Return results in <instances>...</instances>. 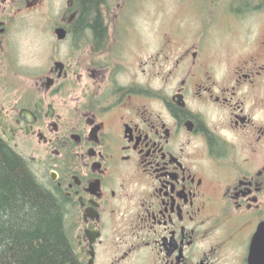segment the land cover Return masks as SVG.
<instances>
[{
  "label": "flooded vegetation",
  "instance_id": "1",
  "mask_svg": "<svg viewBox=\"0 0 264 264\" xmlns=\"http://www.w3.org/2000/svg\"><path fill=\"white\" fill-rule=\"evenodd\" d=\"M0 137L82 264H264V0H0Z\"/></svg>",
  "mask_w": 264,
  "mask_h": 264
},
{
  "label": "trees",
  "instance_id": "2",
  "mask_svg": "<svg viewBox=\"0 0 264 264\" xmlns=\"http://www.w3.org/2000/svg\"><path fill=\"white\" fill-rule=\"evenodd\" d=\"M0 264H82L61 201L1 137Z\"/></svg>",
  "mask_w": 264,
  "mask_h": 264
},
{
  "label": "rangeland",
  "instance_id": "3",
  "mask_svg": "<svg viewBox=\"0 0 264 264\" xmlns=\"http://www.w3.org/2000/svg\"><path fill=\"white\" fill-rule=\"evenodd\" d=\"M151 6V4L148 5V7ZM146 17L149 16L147 15ZM19 29V35L16 38L17 41L15 40L16 46L14 48L18 55L19 62L22 65L28 64L34 69H40L42 65L49 62L50 58L55 54V48H52L51 52L50 47L51 38L54 32L50 28V25L44 24V22L39 20H35L32 25H21ZM148 42L153 49L154 42Z\"/></svg>",
  "mask_w": 264,
  "mask_h": 264
},
{
  "label": "water",
  "instance_id": "4",
  "mask_svg": "<svg viewBox=\"0 0 264 264\" xmlns=\"http://www.w3.org/2000/svg\"><path fill=\"white\" fill-rule=\"evenodd\" d=\"M56 33H57V36L60 40L64 39V31L63 30H57Z\"/></svg>",
  "mask_w": 264,
  "mask_h": 264
}]
</instances>
